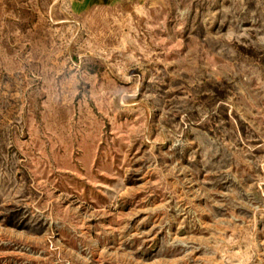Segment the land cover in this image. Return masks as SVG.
<instances>
[{
	"label": "rangeland",
	"instance_id": "1",
	"mask_svg": "<svg viewBox=\"0 0 264 264\" xmlns=\"http://www.w3.org/2000/svg\"><path fill=\"white\" fill-rule=\"evenodd\" d=\"M0 264H264V0H0Z\"/></svg>",
	"mask_w": 264,
	"mask_h": 264
},
{
	"label": "crops",
	"instance_id": "2",
	"mask_svg": "<svg viewBox=\"0 0 264 264\" xmlns=\"http://www.w3.org/2000/svg\"><path fill=\"white\" fill-rule=\"evenodd\" d=\"M90 0H85L86 3H89ZM108 1V0H107Z\"/></svg>",
	"mask_w": 264,
	"mask_h": 264
}]
</instances>
